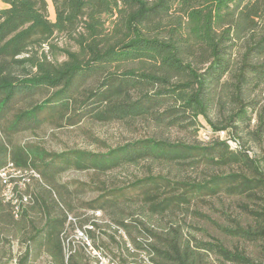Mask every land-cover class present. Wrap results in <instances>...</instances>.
I'll list each match as a JSON object with an SVG mask.
<instances>
[{"label": "trees", "instance_id": "obj_1", "mask_svg": "<svg viewBox=\"0 0 264 264\" xmlns=\"http://www.w3.org/2000/svg\"><path fill=\"white\" fill-rule=\"evenodd\" d=\"M50 1L54 20L47 0H2L0 7V172L13 164L24 174L13 189L15 205L5 199L0 179V262L13 259L18 243L24 251L17 264H35L44 255L49 264H94V257L77 251L65 255L74 192L61 176L149 162L204 167L205 176H147L131 183L146 216L188 210L220 194L246 199L240 215L220 229L253 245L257 255L219 239L197 240L180 223L158 230L133 215L116 216L109 226L119 255L93 235L95 251L114 264H264V152L253 155L250 148L264 146V0ZM199 117L209 127H199ZM67 118L147 119L195 134L205 128L210 139L191 145L143 138L105 153H51L14 141ZM126 192L105 190L88 207L118 208L131 200Z\"/></svg>", "mask_w": 264, "mask_h": 264}, {"label": "rangeland", "instance_id": "obj_2", "mask_svg": "<svg viewBox=\"0 0 264 264\" xmlns=\"http://www.w3.org/2000/svg\"><path fill=\"white\" fill-rule=\"evenodd\" d=\"M50 18L54 20V10L50 0ZM3 6L0 0V7ZM199 127H209V123L203 117H199ZM210 132L202 128L197 134L190 128H160L153 121L140 119L134 122H111L100 123L87 118H74L58 123L48 122L42 128L34 132L20 133L14 137L16 144L38 145L51 153H61L71 150H83L92 153H105L110 148H115L126 142L137 139L157 137L170 142H182L184 144H206L210 139ZM253 155L261 156L264 146L258 143L250 144ZM165 176L171 181L199 180L205 176L204 167L193 170L187 167L169 168L162 165L143 162L137 166H128L105 174L95 171L69 170L65 172L60 181L74 192L72 214L68 215L67 227L63 234L66 257L75 251L84 257H93L97 251L94 249L92 236L96 241L108 245L110 251L119 255L116 244L112 242L109 235H115L109 228L113 218L123 216L125 219L140 218L149 222L158 230L172 224H181L184 232L200 241H212L219 239L226 245L239 246L250 255L256 256L257 250L253 245L231 240L223 235L221 227L229 224V219L240 215V204L248 202L240 197H231L220 194L217 197H206L203 200L194 201L188 210H178L164 216H146V211L141 209L142 202L134 190H130V184L137 179L147 176ZM113 189H124L128 201L119 202L118 208L105 211H93L88 204L97 198L103 191ZM148 223V224H149ZM96 224V225H93ZM119 239V237H117ZM23 246L14 243L13 259L3 260L0 264H17L18 258L23 253ZM80 255V256H81ZM209 261L216 263L214 256ZM94 262V261H93ZM50 258L42 256L35 264H49Z\"/></svg>", "mask_w": 264, "mask_h": 264}, {"label": "built area", "instance_id": "obj_3", "mask_svg": "<svg viewBox=\"0 0 264 264\" xmlns=\"http://www.w3.org/2000/svg\"><path fill=\"white\" fill-rule=\"evenodd\" d=\"M220 137L222 139L227 138L225 132H220ZM229 143L236 147V143L233 141H229ZM24 174L21 171H17L13 164H9L5 169L0 172V179L5 187L4 197L7 201H11L14 205L18 204V201L13 197V189L17 183H21L18 181L19 178H23ZM16 179L17 181H14ZM24 202H27V197H24ZM94 264H114L109 258L105 255H102L100 252L95 253L94 255Z\"/></svg>", "mask_w": 264, "mask_h": 264}]
</instances>
